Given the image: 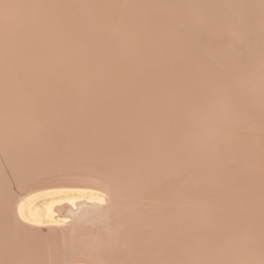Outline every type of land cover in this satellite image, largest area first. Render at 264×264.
<instances>
[{
    "label": "bare ground",
    "instance_id": "1",
    "mask_svg": "<svg viewBox=\"0 0 264 264\" xmlns=\"http://www.w3.org/2000/svg\"><path fill=\"white\" fill-rule=\"evenodd\" d=\"M38 1L41 0H34L35 6L30 5V10L34 11L33 15L36 13L49 15L47 17L50 19L43 17L35 19L34 16H29L27 19L22 8L14 7L9 10L12 15L10 23L5 24L1 21V15H6L3 11L7 4L6 0H0V34L2 31L5 33V36L0 37V46L3 44L0 47V66L9 64L10 69L7 82L2 84L3 87L1 86L0 90L5 88L7 93H14L18 88L17 95L23 96L30 93L32 96L30 99L35 104H30L34 107L24 114L17 113L16 107H12L15 99H19L17 95L13 104L9 103L10 101L6 104H3L5 101L0 102V126L7 129H20V131L24 129L23 132H25L23 136L21 133L20 136L11 137L6 142L0 141V155L6 156L4 161H14V165L18 167L5 175L11 177L6 184H2L3 192L14 193V184H19L17 176L29 174L28 169L32 168L36 176L49 170L48 162L44 159L45 155H37L34 152L39 151L37 149L41 145L49 143L46 139L47 131L56 129L63 118L61 122L63 130H60L62 133L53 137L49 136L50 142L70 144V148L74 146L85 151L80 159L86 167H82L78 162L70 170L76 169L77 172L82 173L85 181L99 193L66 190L45 191L26 196L24 190L18 194L17 201L25 198L15 203V210L10 207L11 210L6 211L7 207V209L3 207L5 209L3 210L0 206V219L5 218V215L11 218L14 211L23 223L15 228L16 232L10 233L9 229L2 227L3 219L0 222V258H7V261L4 260L5 264H79L82 259L89 264H264V163L261 162L262 166L252 170L257 160L253 156L257 154L264 156V133L256 136L250 129L256 128V133H262L264 129V117L258 115L259 112V114L264 113V87H262L264 77L260 80L263 83L260 86V82L254 81L250 75L257 72L259 75L261 73L260 76H264V0H167L168 5L164 8L161 7L164 3L162 0H160L161 3L159 0H134V4H123L122 7H106V5L102 7L103 3L100 2L105 0H47L45 8V5ZM75 1L74 7H70L69 5ZM80 1H83V4L77 6ZM68 7L72 8L70 13L81 15L69 23L78 20L83 25L84 21L89 23L97 20L96 23L81 29H70L72 32L67 31L65 35L59 30L62 26L60 17L64 13L67 16L71 15L66 13ZM116 8H120L117 14L122 15L119 22L126 27L125 31L121 34L120 24L115 26V33H117L114 35L115 39L107 44V47L105 46L103 54L96 59V61H103L104 66L105 62H110L109 59L115 61L107 78H103L96 72L94 74L86 72V66L91 65L94 59L85 57L83 52L74 62L71 59H64L76 52L78 40L79 43L87 41L91 47L101 43L98 33L104 34L114 28V23L118 19L117 15H113ZM128 8H132L131 11H133L130 15L126 13ZM89 10H93L95 18L91 16ZM85 12H88L87 16ZM107 12L111 17L104 19L103 22L100 21L101 25H99V17L107 15ZM202 24H205L207 31L202 38L199 39L195 33L186 34L188 29L198 30ZM224 25L227 26V29L223 28L226 31L222 30ZM35 28L36 34H32L31 31ZM46 28H50V31ZM38 29L44 31L46 29L47 33H50L39 34L42 31L38 32ZM83 32L87 35L81 36ZM174 33L179 35L173 39L175 42L182 41L184 39L182 36L187 35L185 37L190 41L200 43L193 48L195 51L203 48L205 54L210 52L212 56L214 55L212 57L214 60L220 53H228L231 49L238 51L236 55L238 57L237 59L223 58L211 63V66H204L197 71L196 67L190 71L192 66L188 63L192 61L183 62V67L176 65V61L181 60L178 56L182 53H179L174 58L171 57L173 60L171 64L168 61V54L172 49L169 38ZM21 39L25 40L24 44L16 45L18 41H22ZM115 40L117 43L113 44ZM159 47L165 48L162 54L165 50L168 52L157 61L155 54ZM141 52L147 53L145 55L143 53L144 57H141L139 56ZM14 58L25 61L18 62L17 66L10 65V63H16H13ZM210 58L207 55L204 56L205 61ZM231 59L233 60L229 61ZM55 63L58 64L57 67ZM139 63H145V71L136 70V68L139 69L136 67ZM77 64H80V71ZM72 65H77L74 67L78 71H74V67H70ZM5 68L7 67L4 66V70ZM23 69H28V74L26 73L21 79H16L19 76L17 73ZM81 69L85 70L87 75L83 74ZM101 73H106L105 69H102ZM53 75H57L56 81H51ZM161 75L164 76L159 80L154 79ZM148 77L149 83L145 87L147 82L145 78ZM105 79L106 83H103ZM104 85L107 89L106 94H113L112 96L116 94L117 99L114 96V102L107 103L106 101L112 96L108 99L105 98L107 95H104V100H107L104 102L102 99L101 102L106 104L100 103L101 105L97 106V99L100 97L98 95H102L100 92L103 91L100 86ZM145 88L150 89L147 94L142 93ZM179 94H181L180 97ZM241 94L248 99L249 105L255 103L251 108L248 106L249 110H253V106L258 105L255 111L257 114L254 112L251 115L250 111V117L258 115V118L259 116L261 118L255 120L251 117L246 122L247 129L245 128L239 134L238 132L229 136L227 134L231 142L229 144H234L233 146L237 149L236 158L233 160L231 158L232 163L227 164V169L223 166L226 160L222 164L224 169H221V172L213 170L208 173L209 176L200 175L199 178L196 176L197 182L189 192L175 189L174 187L177 186H173L176 184L173 175L169 172L170 167H166L167 171L166 165L163 164L168 159L170 161L181 159V162L186 158L194 159L189 156H192L195 150L196 141L193 138H187L188 136L185 140H179V138L177 140L175 137L178 142L171 138V135L163 138L171 133V129L177 125V122L179 124L181 121L186 125L187 118L191 116L192 119H196V122L195 119L193 120L196 123H194L195 127L206 123L209 125V121L210 124L214 120L220 122L228 105L231 102L234 104L231 98L237 99L235 96H241L240 99H242ZM26 97L25 95L23 98L26 99ZM245 97L242 99L243 102ZM240 99L235 100L236 106L231 104L233 108L241 109V104L238 103ZM2 100L3 97L0 101ZM75 103L81 108H74ZM244 105L242 103L243 107ZM236 108H234L235 111ZM155 109L159 112L164 110V118L162 124L157 123L158 125L149 135L148 125L154 118L152 115ZM229 111L231 112V109ZM238 115L240 117V113ZM87 116H91L90 121L94 117L93 120L97 126L95 131L89 129L92 131L89 134L85 130L90 128ZM183 120H186L185 123L182 122ZM95 125L93 124L94 127ZM42 126H45V129ZM209 135L204 143L202 142L203 155L214 147L217 140V131ZM245 141L250 142L251 146L258 143L255 146L261 149L255 151L253 155L254 149L251 150V146H247L250 143L247 144ZM259 143L262 147L258 146ZM141 145L145 146L143 150L139 148ZM173 145L181 146L176 151L181 152L180 156L176 152L178 156L169 155V152H174L171 151L175 149ZM233 146H231L233 148L231 152L236 154ZM59 148H67V145ZM228 151L230 152L229 147ZM128 153H132L129 155L133 156L139 164L135 174H131L133 170L131 171L129 167L125 169L123 166L124 158L129 157ZM209 154L207 158L213 157ZM204 158H200L201 162L196 163L205 166L204 163L207 164V162L202 163ZM211 159L209 163L213 164L217 156L215 160L212 159L213 162ZM228 162L230 163V160ZM250 162L253 163L251 167ZM153 165L155 166L151 168ZM248 170L253 171L250 172L251 176L248 175ZM198 171L197 169L195 172ZM200 171L203 173V170ZM195 172L193 171V174ZM2 175L0 173V177ZM152 175H154V188L148 189L149 178ZM194 175H191V178ZM215 175H218L216 176L218 178ZM192 181L196 180L192 179ZM120 184L121 188H118ZM118 189L122 192L120 199ZM243 192L247 194L242 195ZM115 193L118 194V199ZM58 195H64L69 205L64 203L53 211L51 205L50 213L46 217L48 219H44L45 216L42 218L40 210L45 204L44 200L50 199L51 204V200ZM105 197H110L113 201L118 200L116 201L118 208L115 206L117 210L114 209L117 212L113 216L115 218L117 213L119 214L116 218L117 223H120L118 234H105L106 237H103L99 234L100 227L85 224L86 226H77L72 230V234L62 243V249H59L58 245L53 248L51 244L53 241L49 242V238L55 239L53 235L55 229L49 224L54 227L59 224L58 210H64L65 207L74 210L76 205H79L77 203L88 204L91 201L103 203L106 200ZM219 200L225 203L218 205ZM2 203L0 201V205ZM181 203L185 205L188 203L189 209L185 206L182 208ZM235 205L239 211L236 214L226 215L225 209ZM183 221L188 222L184 228L187 225L191 227L189 233L187 230L184 231ZM117 227L119 228V224ZM23 239L28 245L22 246ZM29 239L37 240V242L33 244V240L31 244ZM194 244L199 248H196Z\"/></svg>",
    "mask_w": 264,
    "mask_h": 264
},
{
    "label": "rangeland",
    "instance_id": "2",
    "mask_svg": "<svg viewBox=\"0 0 264 264\" xmlns=\"http://www.w3.org/2000/svg\"><path fill=\"white\" fill-rule=\"evenodd\" d=\"M77 1V0H76ZM76 1L75 2H73V6L72 5H69L70 7H74V4L76 3ZM103 1V0H102ZM157 1V0H156ZM155 1V2H156ZM160 1V0H159ZM164 3H162V6L161 7H166V5H168V4H166V2H167V0H162ZM40 4H42V5H45L44 6V8L45 7H47V3H48V1L47 0H41V1H38ZM100 3H103L102 5V7H104V5H106V7H116V6H123V4H134V0H105V2L103 1V2H100ZM160 3H161V1H160ZM6 4H7V7H6V9L3 11L4 13H6V15H1V21H3V22H5V24H9L10 23V20H11V16L12 15H10V13H9V10H12L14 7H20V8H22V12H24L26 15V17H27V19H28V17L29 16H34V18L36 19L37 17H43V18H46V19H50L49 17H47V16H49V15H39V13H36V14H34L33 15V13H34V11L33 10H30V5H34L35 3H34V0H6ZM83 4V1H80V3L77 5V6H80V5H82ZM35 6V5H34ZM36 6H37V4H36ZM40 6V5H39ZM38 6V7H39ZM70 7H68L67 8V10H66V13L68 14H71L70 16H67L65 13H64V15L63 16H61L60 17V23L62 24V26H60V28H59V30L60 31H62L65 35H66V33H68L67 31H70V32H72L71 30H73V29H81V28H84L85 26H91V25H93V23H96V21L97 20H93V22L91 21V22H87V21H84V23H83V25L81 24L82 22L81 21H78V20H76V21H74V22H71V23H69V21H72V20H74V19H76V18H78L79 16H81V15H76V14H72V13H70V11H72V8H70ZM70 8V9H69ZM120 10V8H116L115 10H114V14L113 15H117L116 17L118 18H116L115 16V18L117 19V22L116 23H114V28H112V30H109V31H107V32H104V34H103V32H102V34L101 33H98V38H100L101 39V43H98L97 45H95V46H93V47H91V45L86 41H81V43H79V40H78V44H77V49L75 50L76 52L75 53H72L71 55H68V57H66V58H64V59H71L73 62L74 61H76V59H77V56L81 53V52H83V53H85V57L87 56L88 58L90 57V58H92V59H94V61L91 63V65H87L86 63V72L88 71L90 74H94L95 72H96V74H98V75H101L103 78H107V74L110 72V71H112V67L114 66V64H115V61L113 60V59H109V61L110 62H108V63H106L105 62V66H104V62L103 61H96V59H97V56L99 57V56H101L102 54H103V49H105L107 46V44H110L114 39H115V37H114V35L115 34H117V33H115V26H117L118 24H120V26L122 27V31H121V34H123V32L125 31V26H123V25H121V23L119 22V21H121V19H122V15H120V14H117V12ZM132 10V8H128V10L126 11V13L128 14V15H130L131 13L130 12H133V11H131ZM90 11V14H92L91 16L93 17V18H95V13L93 12V10L91 11V10H89ZM1 12V11H0ZM9 13V14H8ZM87 14H88V12H85V15L87 16ZM111 14V13H110ZM52 15V14H51ZM84 16V15H83ZM109 14H108V12H107V15H103V16H100L99 17V20H98V23H99V25H101V23H100V21L101 22H103L104 21V19H107V18H109ZM222 15H220V17H221ZM53 17V16H52ZM111 17V16H110ZM125 17V16H124ZM31 18V17H30ZM222 21V20H221ZM80 22V23H79ZM205 25V24H204ZM203 24L202 25H200V28H202V30L199 28L198 30L197 29H193V28H190V29H188L187 30V35H189V34H192V33H195V34H197V36H198V38L200 39V38H202L204 35H205V33H207V31H206V29H205V26H204ZM226 25V24H225ZM225 25H224V27H222V30H224V29H227V26L225 27ZM179 26V25H178ZM178 26H176V27H178ZM203 26V27H202ZM198 28V27H197ZM224 28V29H223ZM47 29V31L50 29H48V28H46ZM46 29H45V31L44 30H39L38 29V32H40V31H42V32H40L39 34H46L47 33V31H46ZM71 29V30H70ZM32 31H34V32H32ZM31 31V33L32 34H36L35 32L37 31V29L35 28V29H33ZM50 31V30H49ZM83 31H85V30H83ZM224 31H226V30H224ZM224 31H222V32H224ZM3 32V31H2ZM1 32V34H0V37H2L3 35L5 36V33L3 32L2 33ZM69 32V33H70ZM174 32H176V31H174ZM173 33V32H172ZM38 34V33H37ZM87 35V33H82L81 34V36H86ZM179 35H180V32H179ZM178 35V33L177 34H172L171 36H170V38H169V42L171 41V43L170 44H172L171 46H172V49L169 51V58H168V61H169V63H171V64H173V60L171 59V57L172 58H174V56H176V55H178L179 53L182 55H179L178 57H181V60H179L178 62L176 61V65L177 66H182L183 67V62H186V61H192V63H188L189 65H191L192 67V69H190V71H192V70H194L196 67V71L198 70V69H202V67H206V66H211V63H214V62H216V61H218V60H221V59H223V58H227V57H233V59H237V57L238 56H236L237 55V50L235 51V49H231L228 53H226V52H222V53H220L217 57H216V59L214 60V59H212V57H214V55L212 56L211 55V53L209 52V53H207V54H205V49H203V48H199V50H197V51H195L193 48L195 47V45L197 44V43H199V42H193V41H190L187 37H185V36H187V35H184V36H182L184 39L182 40V41H179V42H175V40H173V39H175V38H177V36H179ZM80 36V37H81ZM117 37H119L118 35H117ZM120 38V37H119ZM187 38V39H186ZM16 39V38H15ZM25 39V38H24ZM22 40V41H18L17 43H16V45H18L19 44V46H22L23 44H24V42L23 41H25V40ZM118 39V38H117ZM116 39V40H117ZM1 40V39H0ZM17 40H18V38H17ZM116 40L114 41V43L113 44H115V42H116ZM13 41H14V39H13ZM74 41H75V39H74ZM117 43V42H116ZM22 44V45H21ZM183 44H185V45H183ZM200 44V43H199ZM3 44H1V46H2ZM162 45V44H161ZM0 46V47H1ZM106 46V47H105ZM184 46V47H183ZM97 47V48H96ZM183 47V48H182ZM157 48V47H156ZM165 49V48H164ZM162 47H159L158 49H156V54H155V57H156V60L158 61V60H161L165 55H166V53L168 52V51H166L165 50V52L162 54L161 52L164 50ZM67 53V52H66ZM144 53V55L147 53V52H141V55H139V56H141V57H144V56H142V54ZM174 54V55H173ZM171 55H173V56H171ZM205 55H207V56H209V57H211L210 59H208V61H205L204 60V56ZM135 58H136V56H135ZM99 59V58H98ZM189 59H191V60H189ZM233 59H231V60H229V61H232ZM14 62H16V63H18V62H23L24 63V61L25 60H19V58H18V60H17V58H14ZM101 60V59H100ZM141 60H143V59H141ZM211 60V61H210ZM147 61H149L150 62V60H147ZM146 61V62H147ZM180 61H182V62H180ZM205 61V62H204ZM213 61V62H212ZM180 62V63H179ZM21 64V63H20ZM77 65H79V66H77ZM77 65H72V66H70L71 68L72 67H74V66H77V68H79L80 67V64H77ZM101 65H102V68L100 69V67H101ZM58 66V64L57 63H55V67H57ZM103 66H104V68H103ZM146 65H145V63H139L136 67H139V69L138 68H136V70L138 71H145L146 70V67H145ZM5 67H7V68H5V70H4V66L3 65H1L0 66V73H4L3 75H2V79H5V80H2V82L0 83V87L2 86L3 87V85L2 84H4V82H7L6 81V79H8V76L9 75H7L8 73L10 74V69H9V65H7V66H5ZM90 67V68H89ZM158 67H159V65H158ZM24 68H27V67H24ZM54 68V67H53ZM69 68V67H68ZM81 68V67H80ZM80 68L78 69L79 71H80ZM29 69V68H28ZM28 69H23V70H20V72H18L17 74L19 75L18 77H16V79L17 78H22V77H24L25 75H26V73H27V70ZM102 69H105V71H106V73H101V71H102ZM158 69V68H157ZM54 70H55V68H54ZM72 70V69H71ZM78 71L77 69H76V67H74V71ZM83 69H81V71H82ZM85 70H83L82 72H83V74H85V75H87L85 72H84ZM98 71V72H97ZM147 71H150L149 69H147ZM146 71V72H147ZM87 72V73H88ZM253 73H255V74H253ZM252 74H250L251 76H252V78H253V80L254 81H256V82H260V80H262V77H264V76H260L261 75V73H260V75H259V73H257V72H253ZM28 74V73H27ZM163 74V73H162ZM60 75V74H59ZM57 76V75H56ZM56 76H54L53 75V77H52V79H51V81H56L57 80V77ZM162 76H164V75H161V76H159V77H156V78H154V79H156V80H159L160 78H162ZM3 77H5V78H3ZM151 77V76H150ZM155 77V76H154ZM102 78V79H103ZM145 79H147L146 81V84H145V87L148 85V83H149V81H148V79H149V77L148 78H145ZM204 80V79H203ZM103 83H106V79H105V82H103ZM203 83H204V81H203ZM202 83V84H203ZM261 84H263L262 82H260V86H261ZM101 88H103L102 90L103 91H105L104 93L105 94H103V91H101L100 93L103 95H98V99H100V100H98L97 99V106H98V104L99 105H101L100 103H104L105 102V100H107V99H105L104 100V95H107V96H105V98L107 97L108 99H110V96H112L113 94H106V91H107V89H106V86L104 85V86H100ZM199 87H200V84H199ZM262 87H264L263 85H262ZM148 88H150V87H148ZM144 89V91L142 92V93H144V94H147L149 91H150V89ZM5 88H1V90L0 91H2V92H0V99H2V97H3V100L2 101H0L1 103L3 102V101H5V103H3V104H6L8 101H10L9 103H14V99H15V96L18 94L17 93V91L16 90H18V88L14 91V93L13 92H11V93H7L6 92V90H4ZM105 89V90H104ZM198 91H199V88L197 89ZM5 92H6V94H8L7 96H6V94H5ZM28 93V92H27ZM99 93V94H100ZM14 94V95H13ZM29 94V95H28ZM28 94H25L27 97H26V99L25 98H23V97H25V95H23V96H19V95H17L18 97H19V99L18 98H16L19 102L17 103V100L15 99V104H14V106H12L13 108L14 107H16V109H15V111L17 112V113H26V112H28V111H30L34 106H32L34 103H33V101H31V97L32 96H30V93H28ZM10 95H11V97H10ZM180 95L181 94H179L178 96L180 97ZM242 96L244 95V94H241ZM2 96V97H1ZM9 96V98L11 99H9V98H7ZM14 98H13V97ZM16 96V97H17ZM30 96V97H29ZM109 96V97H108ZM114 96L116 97L117 95L116 94H114ZM114 96H112L111 97V99L110 100H107L106 102L108 103V102H110V103H113L114 102V100H115V98H114ZM183 96V95H182ZM182 96H181V98H182ZM103 97V98H102ZM237 99L239 98H241V96L240 97H237V96H235ZM245 96H243L242 97V99L244 98ZM230 98V97H229ZM234 98V97H233ZM233 98H231L232 100H234L233 101V103L234 104H232V102H231V100H230V104L229 103H227V104H229L228 105V108H227V110L225 111V113H224V115H223V119L220 121V122H217V121H215L214 120V122L213 121H211V123L212 124H210V121H209V125H208V123H206V124H204V125H202V126H196L195 127V122H196V119L195 118H193L192 119V116L191 117H188L186 120H187V123H186V125H184V124H182L181 123V121H179V124H178V122H177V125H174V130H173V128L171 129L172 131H171V133H169V134H166V136L163 138V139H165L166 137H167V135H171V138H174V140H175V137H176V139L178 140V138H179V140L180 139H182V140H185V139H187V138H193L195 141H196V144H195V150H194V152H192L193 154H192V156H189L190 158H194V159H184V160H182V162H184V163H182L181 162V159L179 160V159H177V160H171V161H173V163L168 159V160H166L165 161V163L163 164L164 166H165V169H166V167L168 168V167H170V168H168V169H170V174H172L173 175V177H174V181H175V184L176 185H174L173 184V186H177V187H174L175 189L176 188H178V190L179 191H182V192H189L190 190H191V188L193 187V185L197 182V179L199 178V176L201 175H203V176H209L208 175V173H211V172H213V170H219L220 172H221V169H227V167H228V165L229 164H231L232 163V161H231V158H232V160L234 159V158H236V155H237V149L233 146V145H231V144H229V143H231L229 140H228V136L229 135H232V134H234V133H237V134H239L241 131H244L245 130V128L247 129V127H245V125L247 124L246 122H247V120L249 119V118H251L250 117V111L252 112L251 113V115L257 110V108L256 107H258V105H255V106H253V110H249L248 108V106H250V108H251V106L253 105V103L251 104V105H249V101H248V99L246 98L245 99V102H243L242 101V99H240L239 100V104H241L240 106H241V109H239V108H236V107H234V108H236V111H238L239 110V112H237L236 113V111H235V109L232 107V105L234 106H236V101L235 100H237V99H233ZM23 99H25V101H22ZM29 99V100H28ZM103 99V101L104 102H101V100ZM113 99V100H112ZM116 99H117V97H116ZM174 99V98H173ZM173 99H172V101H173ZM33 100V99H32ZM111 100H112V102H111ZM30 101V102H29ZM238 101V100H237ZM25 104H24V103ZM28 102V103H27ZM76 102V101H75ZM227 102H229V100L227 101ZM241 102V103H240ZM33 103V104H32ZM242 103H243V105L244 104H246V105H244V107L242 106ZM30 104H32V105H30ZM75 104H77V103H75ZM75 104L73 105L74 106V108H77V107H79V108H81V106L79 105V104H77L76 106H75ZM104 104H106V103H104ZM232 104V105H231ZM255 104V103H254ZM35 105V104H34ZM103 105V104H102ZM25 107H26V109H27V111H26V109H25ZM32 107V108H31ZM243 107V108H242ZM22 108V109H21ZM24 108V109H23ZM233 108V109H232ZM260 108V107H259ZM258 108V109H259ZM231 109V112L229 111ZM248 109V110H247ZM264 110V109H263ZM10 111V110H9ZM8 111V112H9ZM12 111V110H11ZM14 110H13V112H15ZM23 111H25V112H23ZM232 111H233V114H232ZM249 111V112H248ZM7 112V111H6ZM164 110H162L161 112H159V110H157V109H155L154 110V112H153V115H152V117H154L153 118V120H151L150 121V123H149V125H148V134L150 135L151 134V132H153L154 131V127L156 128V126L159 124V123H161L162 122V120H163V118H164ZM243 112H246L245 114L243 113ZM227 113V114H226ZM240 113V117H239V114ZM260 113V112H259ZM258 113V115H262V117H264V113H262V114H259ZM247 114V115H246ZM255 114H257V112H255ZM155 115H156V117H155ZM212 115V114H211ZM243 115V116H242ZM258 115L256 116V115H254L252 118L253 119H255V120H257L256 118H258ZM187 116H189V114L187 115ZM186 116V117H187ZM238 116V117H237ZM246 116V117H245ZM248 116V117H247ZM90 117L91 116H87V121H89L88 123H90L89 125H88V127H90V128H87V129H85V130H87L86 132H88V134L90 133V132H92L91 130H89V129H92L93 131H95L96 130V128H97V126L95 125V121L93 120V119H95L94 117H92L91 119L93 120V124L95 125V127L93 126V124H92V120L90 121ZM185 118V117H184ZM237 118V119H236ZM243 118V119H242ZM261 118V116H259V118L258 119H260ZM195 119V120H194ZM62 120H63V118L61 119V121H60V124L57 126V128L56 129H54V130H51V131H47V133H46V135H47V137H46V139L48 140V141H50V138H49V136H55V135H57L58 133H62L61 131L63 130L62 128H61V126L63 125L61 122H62ZM186 120H183L182 122H184L185 123V121ZM195 122H194V121ZM238 121V123H237V121ZM240 120V121H239ZM243 120V121H242ZM191 123H190V122ZM241 121L243 122V123H241ZM263 121V120H262ZM59 122V121H58ZM158 123V124H157ZM195 123V124H194ZM218 123V124H217ZM257 123H259L258 121H257ZM46 124H47V122H46ZM46 124H45V126H46ZM91 124H92V127H94V128H92L91 127ZM162 124V123H161ZM189 124V125H188ZM192 124H193V126H192ZM217 124V125H216ZM262 124V123H261ZM48 125H50V124H48ZM47 125V127H50V126H48ZM184 125V126H183ZM45 126H42V128H44ZM192 126V127H191ZM204 126V127H203ZM226 126H228V127H226ZM63 127V126H62ZM161 127V126H160ZM175 127H176V129H175ZM203 127V128H202ZM236 127V128H235ZM242 127H243V129H242ZM60 128V129H59ZM197 128V129H196ZM213 128V129H212ZM254 128V127H253ZM45 129V128H44ZM62 129V130H61ZM196 129V130H195ZM216 129V130H215ZM251 129V132L253 131L254 133L253 134H256V136H260L261 134H263L264 133V129H263V131H262V133L261 132H259V133H256V128H254V130L252 129V128H250ZM7 130V131H6ZM61 130V131H60ZM89 130V131H88ZM217 131V140H216V143H215V145H214V147L212 148V149H210L209 150V152H207L206 154H202V147H203V143H204V141H205V139H207L208 137L207 136H210L209 134H211L213 131ZM231 130V131H230ZM239 130V131H238ZM6 131V132H5ZM24 131V129H22L21 131H20V129H14V128H10V129H7V127H4V128H2V126H0V141H1V143H3V142H6L7 141V139H9V138H11V137H14V136H20L21 135V133H22V136L24 135V133L25 132H23ZM210 131V132H209ZM228 131H230V132H228ZM249 132H250V130H248ZM108 132H110V131H108ZM229 133H231V134H229ZM164 134V133H163ZM191 134V135H190ZM225 134V135H224ZM227 134H228V136H227ZM252 134V133H251ZM252 134V135H253ZM190 135V136H189ZM194 135V136H193ZM251 135V137H252V139H253V136L254 137H256L255 135H253L252 136ZM188 136V137H187ZM196 136V137H195ZM187 137V138H186ZM198 137V138H197ZM207 137V138H206ZM28 138V137H27ZM28 139H30V138H28ZM204 139V140H203ZM172 140V139H171ZM173 140V141H174ZM177 140H175L176 142H178ZM251 140V139H250ZM203 142V143H202ZM247 144H249L247 141H245ZM244 142V143H245ZM245 143V144H246ZM177 144V143H176ZM175 144V145H176ZM179 144V143H178ZM246 144V145H247ZM255 144H258V143H255ZM255 144H252V146H251V143L249 144V145H247V146H251V150L252 149H254V151L252 150V152H253V155H254V153H255V151H259L258 149H261L260 147H257V146H255ZM175 145H173V146H175ZM245 145V146H246ZM261 145V147H262V144L261 143H259V145L258 146H260ZM231 146H233L234 147V151L236 152V154H234L233 152H231V151H233L232 149V147ZM246 146V147H247ZM253 146H255V148H257V149H255ZM179 147H181L180 145H177V147L175 146L174 148L175 149H173V147L171 146V148L173 149V150H171V151H174V152H169V155H173V154H175V152L178 150V148ZM227 147V148H226ZM228 147H229V150H230V152H231V154H229L230 152L228 151ZM249 147L247 148V149H249ZM79 147H77V149H78ZM139 148L141 149V150H143L144 148H145V146L144 145H141V146H139ZM140 149H138V150H140ZM246 149V148H245ZM227 150V151H226ZM246 151V150H245ZM212 152H213V154H212ZM225 152V153H224ZM226 152H228V153H226ZM132 153H134V152H132ZM132 153H128L127 155L129 156L128 158H124V161H123V166H124V168L126 169L127 167H129L130 168V170L132 171V173L131 174H135V171H137L138 170V168H139V164H138V162L137 161H135L136 159L133 157V156H130ZM176 153H178V152H176ZM179 153H181V152H179ZM179 153H178V155H179ZM210 153V154H209ZM232 153H233V155H232ZM243 153V152H242ZM130 154V155H129ZM135 154V153H134ZM209 154V156H215V158H213V157H211L212 159H216V156H217V159L216 160H218L219 158V160L216 162V160H215V163L212 161V159L209 157V158H207L208 155ZM226 154V155H225ZM136 155V154H135ZM175 155H177V154H175ZM177 155V156H178ZM218 155H220V156H218ZM232 155V157H230ZM242 155V154H241ZM261 156V157H258V156ZM256 156H257V158H256V156L254 155L253 157H254V159L256 160L255 162V165L257 166H254V164L253 163H249V165H250V167H251V165L253 164V168H252V170H254V168L256 169V168H258V167H260V166H262V164L264 163L263 161H264V158H262V157H264L263 155H259V154H257ZM180 156V155H179ZM206 157V158H204V157ZM228 156V157H227ZM5 157L6 156H3L2 154L0 155V169L2 170V172H3V174L4 175H7L10 171H12V170H14V169H16V168H18L17 166H15L14 164L15 163H13L11 160H6L7 162H9V163H7L6 161H4V159H5ZM188 157V158H189ZM200 158H204V161L202 160V163H204V162H207V164L206 163H204L205 164V166H200V164L198 165L196 162H201L200 161ZM258 158H261V159H258ZM205 159H209L208 161L206 160L205 161ZM210 159H211V162H213V164H211V163H209L210 162ZM250 159V158H249ZM191 160V161H190ZM196 160V161H195ZM226 160H227V162H226ZM230 160V163L228 162ZM259 160H260V162H259ZM187 161V162H186ZM190 161V162H189ZM180 162V163H179ZM226 162V164L225 165H223V166H225L224 168H222L223 166H222V164H224ZM261 162H262V164H261ZM174 165V166H172V164ZM219 163H220V167H219ZM258 163H260V164H258ZM11 164V165H10ZM13 164V165H12ZM203 164V165H204ZM228 164V165H227ZM258 164V165H257ZM155 165H153V166H151V168H153ZM199 166V167H198ZM157 167V166H156ZM173 167V170H171V168ZM176 167V168H175ZM202 167V168H201ZM158 168V167H157ZM197 169L199 170L198 172H200V173H202L200 170H203V173L202 174H199L198 172H195V171H197ZM251 169V168H250ZM115 170H117V169H115ZM167 170V169H166ZM168 171V170H167ZM193 171L196 173V175H194L193 174ZM248 172H249V170H248ZM250 172H253V171H251L250 170ZM250 172H249V174L248 175H250ZM192 173V174H191ZM254 173H255V171H254ZM194 175V176H192V178H191V175ZM198 174V175H197ZM219 175H221L220 173H218ZM190 175V176H189ZM247 175V174H246ZM252 175V174H251ZM250 175V176H251ZM259 175V174H258ZM198 178H197V177ZM211 176V175H210ZM216 176H218V175H215V177ZM11 177V176H10ZM10 177H8V176H5V182H4V184H6L8 181H9V178ZM131 177H132V175H131ZM196 179H195V178ZM216 178H218V177H216ZM215 178V179H216ZM192 179L193 180H196V181H192ZM212 179V178H211ZM192 182H191V181ZM200 180V179H199ZM198 180V181H199ZM221 180V179H220ZM149 181H150V185H149V187H148V189H151V188H154V175H152V176H150V178H149ZM216 181H219V179H216ZM174 183V182H173ZM193 183V184H192ZM199 184V183H198ZM203 185H205V184H203ZM14 193H12V194H10V193H7V196H8V199H7V202H6V204L5 205H3L1 208L3 209V210H5V209H7L6 211H10L11 209H9L10 207L13 209V210H15L14 209V207H15V202H16V200H17V196H18V194L21 192V191H24V190H26L27 188L24 186V185H20V184H14ZM118 188H121V184H120V186L118 187ZM119 190V189H118ZM121 190V189H120ZM119 190V191H120ZM153 190V189H152ZM118 191V194H119V199L121 198V195H120V193L122 194V192L120 191L119 192ZM242 191H244V190H242ZM0 192H3V185H2V189L0 190ZM118 194L117 193H115V195L117 196V199H118ZM245 194H247V192H243V194L242 195H245ZM241 195V194H240ZM241 195V196H242ZM54 196H56V195H54ZM243 197V196H242ZM247 197V196H246ZM25 198V197H24ZM24 198H20L19 199V202L22 200V199H24ZM115 198V197H114ZM113 198V199H114ZM41 199V198H40ZM42 199H44V198H42ZM39 200V199H38ZM116 201H118V200H116ZM116 201H113V204H111V206H112V208L108 211V212H103L101 215H100V217L99 218H97L96 220H95V226H96V228H98V227H100V228H98V230H103V231H106V232H108V233H115V232H118V231H120V223H117V216L119 217V214L117 213V216H115V218L113 217L114 216V214H116V212L117 211H115V210H117L116 209V207L118 208V203L116 202ZM220 202H218V205L219 204H221V205H223L225 202L224 201H222V203H221V200H219ZM42 204H43V200H41L40 201ZM50 202V199L48 200V201H45L44 200V203L46 204V203H48V205L46 206L45 204V206L43 205L42 206V208H41V214H42V218L44 217V219H48V218H46L47 217V214L48 213H50L49 211H50V209H49V207H52L53 206V208L51 209L52 211L54 210V208H56V207H58V206H60V205H62V204H64V203H66V204H68L67 202H66V199H65V197H64V195H58L57 197H55V198H53V200H51V204L49 203ZM94 202H96V201H91V202H89V203H94ZM119 202H120V200H119ZM18 203V202H17ZM41 204V205H42ZM182 204V203H181ZM52 205V206H51ZM69 205V204H68ZM183 206H181L182 208H184V206H185V208L186 209H189V207L187 206L188 205V203H186V205H185V203H183L182 204ZM113 206H114V208H113ZM116 206V207H115ZM190 206V205H189ZM5 209H4V208ZM7 207V208H6ZM210 207V206H209ZM181 208V209H182ZM191 208V207H190ZM43 209H44V211H43ZM46 209V210H45ZM115 209V210H114ZM114 212H113V211ZM213 209H211V211H212ZM226 211H225V214L227 215V214H230V213H233V214H236L239 210H238V207L235 205V206H231V208L230 207H227L226 209H225ZM44 212V213H43ZM58 212L59 213H61V214H63L64 212L62 211V210H58ZM119 212V211H118ZM16 212H14V211H12V217H14L16 214H15ZM55 216L57 215V214H55V213H53ZM53 215V216H54ZM54 216V217H55ZM63 216H68L67 214H63ZM107 216V217H106ZM0 217H1V215H0ZM5 218H3L2 217V219H3V221H4V219H7V218H10L9 216H7V215H5L4 216ZM113 218V219H112ZM2 219H0L1 221L0 222H2ZM114 220L115 219V221H112V220ZM185 220V219H184ZM60 221H62V222H68L69 220L66 218L65 219V217H62V218H60ZM110 221H112L111 223H112V227H111V223H109ZM186 223H188V222H184L183 221V228H184V226H185V224ZM117 224V225H116ZM118 224H119V228L117 227L118 226ZM112 228V229H111ZM118 229V231H115V230H117ZM183 228H182V230H183ZM188 228V229H187ZM190 228L191 227H189V225H187L186 226V228H184V231L186 232V230H187V232L189 233L190 232ZM189 230V231H188ZM194 246L196 247V248H199V246L198 245H196V244H194ZM4 260H6L7 261V258L6 257H2V258H0V264H5L6 263V261H4Z\"/></svg>",
    "mask_w": 264,
    "mask_h": 264
},
{
    "label": "water",
    "instance_id": "3",
    "mask_svg": "<svg viewBox=\"0 0 264 264\" xmlns=\"http://www.w3.org/2000/svg\"><path fill=\"white\" fill-rule=\"evenodd\" d=\"M48 32L47 34H49ZM39 35V34H38ZM33 36V35H32ZM5 61L8 62V60L5 58ZM11 62V61H10ZM15 63V62H13ZM9 65V64H8ZM13 66H17L18 63L11 64ZM3 66H6V64H3ZM4 73H0V83L2 82V75ZM49 143H45L44 146L41 145L40 148H38L34 152L37 155H45L44 159L47 160L49 165V170L43 172V174H40L39 176H36L35 171L33 169H28V173L25 176L18 175V183L20 185H24L27 189V194H38L45 191H78V192H85V193H99L97 189L92 187L89 182L85 181L84 175L80 172H77L75 170H70L71 167H73L76 163L79 162V164L82 167L85 165V163L81 162L82 155L85 153V151H81L80 148L77 149L72 146L70 148V144H66L67 148L61 149L59 147L66 146L65 144H57L58 142L53 141H47ZM74 150H73V149ZM84 150V149H83ZM15 163L14 161H12ZM74 169V168H73ZM0 173L3 174L2 170L0 169ZM5 175L3 174L0 178V190L2 189V184L5 182ZM91 181V180H90ZM8 199L7 193L0 192V201L3 203L0 206H3L6 204ZM105 201L103 203L100 202H94V203H77L79 205H76L75 209H70L68 207H65L64 210H62L64 213L68 216H63V214L59 213V218L65 217L69 221L68 222H62L60 221L59 224H56L55 227L52 224H49L53 229H55L54 234L55 239L51 240L49 238V242L53 241L51 243L53 245V248L58 245L59 249H62V243L66 241L67 237L72 234V230L77 226H86L89 224L95 225V220L100 217V215L103 212H108L111 208V204H113V200L110 197H105ZM19 201V200H18ZM16 200L15 203L18 202ZM19 224H23L21 222L20 217L14 216L11 218H7L3 221L2 227H6V229H9L8 231L10 233L16 232V227H18ZM86 224V225H85ZM103 237H106V235H112V233H108L103 230H99ZM118 232H115L114 234H118ZM106 234V235H105ZM53 238V237H51ZM34 240V239H33ZM31 241L30 243L32 244ZM37 240L33 241V244L36 243ZM50 244V246H51ZM28 245L24 239L22 241V246ZM79 264H89L85 259H82Z\"/></svg>",
    "mask_w": 264,
    "mask_h": 264
}]
</instances>
